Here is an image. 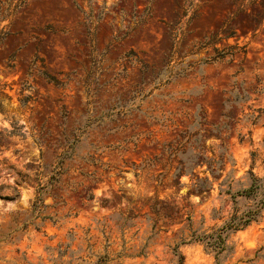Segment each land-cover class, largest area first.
<instances>
[{"label":"rangeland","instance_id":"rangeland-1","mask_svg":"<svg viewBox=\"0 0 264 264\" xmlns=\"http://www.w3.org/2000/svg\"><path fill=\"white\" fill-rule=\"evenodd\" d=\"M228 46L245 55L208 60ZM13 129L0 145V264H175L186 222L153 229L149 205H183L189 180L174 185L163 148L223 152L233 191L248 171L264 178V0H0V131ZM215 195L188 199L193 229L214 224L212 207L231 211ZM228 243L221 264H264V212ZM179 251L215 264L199 244Z\"/></svg>","mask_w":264,"mask_h":264},{"label":"trees","instance_id":"trees-1","mask_svg":"<svg viewBox=\"0 0 264 264\" xmlns=\"http://www.w3.org/2000/svg\"><path fill=\"white\" fill-rule=\"evenodd\" d=\"M256 30V29H255ZM231 35H225V39H228ZM217 42V35L213 36L201 45L204 49L209 46H214ZM238 50L245 55L244 48L237 46H228L225 49L218 50L215 47L213 51L215 55L210 57L209 61H228L232 62L234 59L235 51ZM49 80L54 82V79L48 77ZM3 132L5 134H3ZM17 134V130L12 131H0V145H6L5 139L7 137ZM197 142V141H196ZM264 146V137H263ZM192 147L188 159H184L182 152L179 155L178 148L170 149L169 145L167 149H162V152H166L168 155L169 163L177 159L178 166L175 168L173 173V183L176 187H180V178L183 176L188 177L189 184L187 186L186 197L183 199L185 202L183 205L175 203L174 200H159L155 198L153 203L149 205L151 213L154 215L152 219V228L159 222L173 224L174 221L178 220L180 223L185 221V229L188 231V235L181 237L179 242L172 248V253L176 258L175 264H184L183 255L180 253L179 248L182 245L188 244H199L203 247L206 252L212 253L214 256L215 264H221L220 256L222 254H229L233 250V246L228 243L229 236L238 231H242L250 226L252 223L257 222L264 212V178H259L251 171H248L250 183L246 188H240L235 191L232 190V184L235 179L232 177L233 169L227 174L225 172L224 153H219L215 158H208L205 151L200 145L190 146ZM64 158L59 161V168L65 159L70 158L72 153L64 154ZM156 158V157H155ZM231 162L232 167L235 166V162L228 158ZM150 162V161H149ZM155 162L159 163L156 159ZM152 163H147L146 166H151ZM203 166L205 168L203 169ZM201 170H198V169ZM170 170V169H169ZM60 173L53 174L49 181L48 186H52L53 183L59 180ZM168 171L166 173H159L155 180L157 186H160L166 179ZM20 178L18 183L31 182L27 175L18 174ZM214 183L217 184L216 189ZM216 190L215 199L222 202L223 199L230 201L231 211L227 216L223 217L220 215L221 207L216 209L212 207L209 213L210 221L214 224L205 226V218L202 216L199 222V227L196 229L192 228V214L186 211L187 207H190L188 199L191 196L199 198V203L205 202L207 199L212 197V193ZM36 198L32 204V213L39 211V208L43 207L42 195L45 193L43 188H35ZM264 251V247H259L255 252V255L259 252ZM257 257H264L258 255ZM95 264H107L105 257L98 258Z\"/></svg>","mask_w":264,"mask_h":264}]
</instances>
